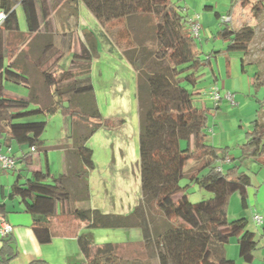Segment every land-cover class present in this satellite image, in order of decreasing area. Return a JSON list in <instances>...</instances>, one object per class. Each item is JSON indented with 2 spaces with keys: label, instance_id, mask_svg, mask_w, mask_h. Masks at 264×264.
Wrapping results in <instances>:
<instances>
[{
  "label": "trees",
  "instance_id": "trees-1",
  "mask_svg": "<svg viewBox=\"0 0 264 264\" xmlns=\"http://www.w3.org/2000/svg\"><path fill=\"white\" fill-rule=\"evenodd\" d=\"M62 3L71 6L73 11L82 3L101 28L95 32L84 31L85 43L72 56L77 70L40 69L50 87L47 100L40 101L33 91L27 96L18 95L10 86L30 87L25 68L18 67L19 57L27 51L21 50L13 56L3 35L19 28L17 7H21L30 33L41 23L46 25L50 9ZM256 4L263 5L264 0ZM0 11L6 15L0 24V151L7 145V136L20 149L30 152L43 149L41 134L46 120L31 117L58 111L71 120L70 136L76 140V153L84 165L75 172L83 187L74 196L65 186L67 175L52 177L48 168L32 170L23 181L12 183L8 196L19 199L24 211L31 215V226L40 243L51 240L50 217L56 213L59 202L88 197L87 175L95 163L85 142L101 126H112V121L104 118L98 108L90 77V61L97 56V42L101 41L109 46L110 52L117 53L116 46H119L118 54L137 71L144 208L140 206L129 214H110L75 205L72 213L87 227L140 228L144 253L124 258L118 254L119 245L107 242L96 247L91 255L93 237L87 231L81 232L77 239L85 260L71 264H233L224 248L230 239L236 240L243 261L253 260L259 235L247 228L246 217L227 216L232 194L238 193L242 206H246L251 179L236 164L225 171L217 170L224 149L209 144L204 130L212 107L195 105L193 93L181 84L182 72L189 71L186 79L193 82V70L205 60L210 63V58L203 60L198 55L188 16L180 15L174 0H0ZM174 26L178 31L175 48L165 46L161 38L163 30ZM253 33L252 27L235 30L226 26L219 31L229 42V48L244 53ZM246 137L240 146L241 154L264 163V122L254 120ZM182 138L191 141L189 146L181 147ZM191 160L197 162L196 166L186 169ZM184 176L212 196L191 202L187 196L189 185L179 183ZM151 201L154 213L147 211ZM0 215L4 216L1 203ZM259 227L263 228L264 237V223ZM1 239L0 264H9L17 254L16 246L10 235ZM44 262L32 260L27 264Z\"/></svg>",
  "mask_w": 264,
  "mask_h": 264
},
{
  "label": "rangeland",
  "instance_id": "rangeland-1",
  "mask_svg": "<svg viewBox=\"0 0 264 264\" xmlns=\"http://www.w3.org/2000/svg\"><path fill=\"white\" fill-rule=\"evenodd\" d=\"M257 2L258 0H174L180 15L197 18L200 28L198 36L194 39L196 50L203 60L210 58V63L205 60L197 70H193L195 81L186 79L189 71L181 74V84L193 93L194 104L212 107L204 129L207 142L224 149V154L221 155L224 156L221 159V163H224V168H221L223 171L236 164L250 176L251 187H264V164L244 157L240 147L246 141L254 120L264 122V4L259 5ZM216 13L230 14L231 21L224 23ZM58 15L55 13L54 16ZM17 17L19 27L23 30L25 20L21 7L17 9ZM226 26L235 30H241L243 27L254 29L245 53L243 50L229 48V42L219 35V31ZM177 35L175 26L166 28L161 33L163 44L175 48ZM3 37L12 49L13 56L20 50L23 52L33 48L28 34L8 31ZM102 47L104 45L100 44L99 63L93 67L92 83L96 88L99 110L104 118L112 121V126H101L88 140V147L93 152L96 164L91 177L92 187H88L87 198H77L74 203L77 206L98 209L103 213L127 214L140 206L144 208L136 76L128 62L113 58L103 52ZM115 81H119V86ZM215 84L222 95L216 108L215 103L208 97L210 87ZM25 91L28 93L27 89ZM227 92L233 95L232 101L225 97ZM59 113L31 117L35 120H46V126L41 134L44 149L39 152V156L30 157L28 166L44 162L46 150L50 154L51 165L57 170V152L55 149H49L51 140L62 134L68 138L71 134V125L67 118ZM189 144V139H180L182 148ZM226 158H229V161H226ZM196 164V161L191 160L185 168L190 169ZM150 178L153 180L154 175ZM179 183L182 186L189 185L187 196L191 202L212 196L210 192L199 189L187 176L182 177ZM150 194L152 196L153 191ZM147 211H154L152 201L151 205L147 206ZM246 212L245 215L249 216ZM137 229L140 228L86 227L82 232L91 231L97 242L107 243L125 241L129 238V231ZM95 248L92 246L91 255L94 254ZM117 250L122 257L131 258L142 253V245H119Z\"/></svg>",
  "mask_w": 264,
  "mask_h": 264
},
{
  "label": "crops",
  "instance_id": "crops-1",
  "mask_svg": "<svg viewBox=\"0 0 264 264\" xmlns=\"http://www.w3.org/2000/svg\"><path fill=\"white\" fill-rule=\"evenodd\" d=\"M55 13L59 15L55 17ZM100 28L101 27L97 20L82 3H78L74 11L71 9V6L62 3L50 9L47 24L44 25L41 23L36 31L28 33L26 24L23 30L20 29V27L17 30H14L18 33L28 34L31 37L30 40L33 48L31 50L29 48L27 53L22 54L21 57H19L18 63V67L25 68V71L29 76L30 87L10 86V88L16 94L23 96H27L31 91H33L40 97V101L47 100L50 96V87H48L45 83L40 69H45L48 72L59 69H61L62 72H73L77 70V66L73 67L72 56L74 53H79L83 43H85L84 31L87 30L95 32L96 30H100ZM100 44L104 45V47H102L103 52L105 51L107 54L119 61L125 63L128 62L123 56L118 54L121 52V48L119 46H116L117 53H114L108 50L109 46L106 43L98 41V54L90 61L91 81L93 79V67L95 64L99 63ZM32 51L36 54L34 55ZM130 67L134 76H136L137 71H135L131 65ZM99 74L101 75L102 72L100 71ZM115 83L119 86V81H115ZM122 84L123 83H121V85ZM93 87L95 99L96 102H98L94 84ZM26 89L28 90V93L25 91ZM61 116L67 118L66 120L69 124L71 123L69 117L62 114ZM88 140L85 142L86 147H88ZM5 141L7 145L2 148V152H8L14 155L17 166H20L17 167L15 164L16 167L9 172L0 169V203L3 204L5 218L13 226L10 237L17 250L16 256L9 261V264H27L32 260H43L45 261L44 264H71L85 260V256L80 250L77 239L79 234L83 231V228L87 227V224L78 219L72 213V210L76 205L74 203L75 198H73L71 202L70 200L66 202H59L56 213L50 217L49 229L51 240L49 242L40 243L37 240L31 226V215L24 211L23 204L19 201V199L8 196V192L14 181L19 180L21 182L28 177L30 171L45 170L46 168H48L50 176L52 177H56L60 174H66L65 186L74 196L78 188L83 187V182L75 175V172L84 166L76 153V140L71 136L65 138L63 134L51 140L49 149H55L57 152V170H55L51 165L49 160L50 154L47 153L46 150H44V162L41 161V164L39 163L33 166H28L31 161L30 157L39 156V152L42 151L44 147L43 149H36L35 151L30 152L27 151V149L23 150L16 146L10 141L9 136H7ZM28 157L30 160H27ZM226 161H229V158H226ZM219 164L223 169L224 163H221L220 161ZM95 167L88 172L87 187H92L91 177ZM4 173L10 175L7 176ZM10 176L13 178L11 179ZM258 186L247 187V204L245 207L242 206L241 197L238 193L232 194L229 199L227 216L230 218L246 217L248 220L247 228L255 231L256 234L259 235L258 244L254 250V257L251 262H245L239 257L238 244L235 239H230L229 242L224 245L225 254L233 260V264H264V237L261 235L263 228L257 226L252 220L253 213L261 214L264 220V187ZM244 211H247L246 213H248L249 216H246ZM91 234L93 237L94 247L104 244L95 240L93 232H91ZM128 235L129 238L125 241H109V243L115 245L142 243L141 229H137L136 231L133 230V232L130 230ZM1 244L2 239L0 237V246ZM143 253L144 251L142 249V254Z\"/></svg>",
  "mask_w": 264,
  "mask_h": 264
},
{
  "label": "built area",
  "instance_id": "built-area-1",
  "mask_svg": "<svg viewBox=\"0 0 264 264\" xmlns=\"http://www.w3.org/2000/svg\"><path fill=\"white\" fill-rule=\"evenodd\" d=\"M5 13L0 11V23L5 18ZM221 21L223 22H230L231 17L229 15H221ZM188 24H189V31L192 36L197 37L199 34V24L197 18L187 17ZM208 97L211 99L215 104H218V101L221 99L222 95L219 93V87L215 84L212 85L208 91ZM225 97L232 101L233 95L227 92ZM34 151V150H33ZM228 160V159H227ZM16 159L15 157L8 153L0 151V169L5 171H10L15 168ZM217 170H222L221 166H217ZM252 220L257 226H261L264 223L263 216L259 213H253ZM13 230L12 224L7 221L5 216L0 215V237L6 238L8 237Z\"/></svg>",
  "mask_w": 264,
  "mask_h": 264
},
{
  "label": "clouds",
  "instance_id": "clouds-1",
  "mask_svg": "<svg viewBox=\"0 0 264 264\" xmlns=\"http://www.w3.org/2000/svg\"><path fill=\"white\" fill-rule=\"evenodd\" d=\"M230 16V15H229Z\"/></svg>",
  "mask_w": 264,
  "mask_h": 264
}]
</instances>
